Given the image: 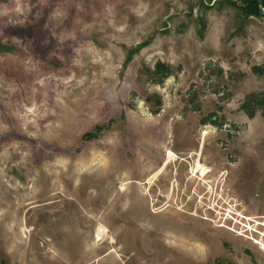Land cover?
I'll return each mask as SVG.
<instances>
[{
	"label": "rangeland",
	"instance_id": "rangeland-1",
	"mask_svg": "<svg viewBox=\"0 0 264 264\" xmlns=\"http://www.w3.org/2000/svg\"><path fill=\"white\" fill-rule=\"evenodd\" d=\"M263 90L229 0H0V264H264Z\"/></svg>",
	"mask_w": 264,
	"mask_h": 264
},
{
	"label": "trees",
	"instance_id": "trees-1",
	"mask_svg": "<svg viewBox=\"0 0 264 264\" xmlns=\"http://www.w3.org/2000/svg\"><path fill=\"white\" fill-rule=\"evenodd\" d=\"M232 4L237 5L241 14L243 16L256 15L263 16L259 9V0H242V3L236 4L235 1L229 0ZM142 47V46H139ZM139 49V48H138ZM129 55L128 59H130ZM254 69H261L259 66L254 67ZM173 74L172 67L162 61H158L155 65L154 70L151 73L152 78L156 83H162L167 77ZM242 109L249 115L254 116L258 109H263L264 113V90L260 92H251L246 95L245 100L241 105ZM101 127L98 129L100 130ZM97 129V130H98ZM97 131L88 133V137L97 136Z\"/></svg>",
	"mask_w": 264,
	"mask_h": 264
},
{
	"label": "water",
	"instance_id": "water-1",
	"mask_svg": "<svg viewBox=\"0 0 264 264\" xmlns=\"http://www.w3.org/2000/svg\"><path fill=\"white\" fill-rule=\"evenodd\" d=\"M259 9L262 15H264V0H259Z\"/></svg>",
	"mask_w": 264,
	"mask_h": 264
},
{
	"label": "bare ground",
	"instance_id": "bare-ground-1",
	"mask_svg": "<svg viewBox=\"0 0 264 264\" xmlns=\"http://www.w3.org/2000/svg\"><path fill=\"white\" fill-rule=\"evenodd\" d=\"M200 170H201V175H204L206 173V169L203 168V167H200ZM199 171V170H198Z\"/></svg>",
	"mask_w": 264,
	"mask_h": 264
}]
</instances>
